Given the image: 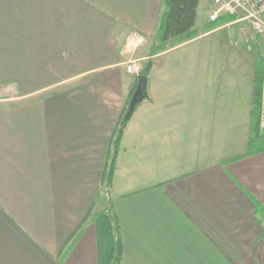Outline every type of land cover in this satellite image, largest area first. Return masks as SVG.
I'll return each mask as SVG.
<instances>
[{
  "label": "crops",
  "instance_id": "obj_1",
  "mask_svg": "<svg viewBox=\"0 0 264 264\" xmlns=\"http://www.w3.org/2000/svg\"><path fill=\"white\" fill-rule=\"evenodd\" d=\"M210 2L155 52L164 0H0V264H264L259 73Z\"/></svg>",
  "mask_w": 264,
  "mask_h": 264
},
{
  "label": "trees",
  "instance_id": "obj_2",
  "mask_svg": "<svg viewBox=\"0 0 264 264\" xmlns=\"http://www.w3.org/2000/svg\"><path fill=\"white\" fill-rule=\"evenodd\" d=\"M200 0H164L165 10L161 15L158 32L156 35V43L159 47L155 48V52L166 51L168 47L174 45L175 40L186 42L194 38L195 27L197 23V12ZM153 67V62L149 61L143 68L141 75L149 78ZM261 96V80L257 78V84L253 93L252 102V119L253 129L249 144V153L255 154L264 151V135L258 131V111ZM132 116V115H131ZM125 114L123 124L130 118ZM123 129L118 131V136L114 142V153L109 156V166L107 171L108 184L114 170V163L117 155V148Z\"/></svg>",
  "mask_w": 264,
  "mask_h": 264
},
{
  "label": "built area",
  "instance_id": "obj_3",
  "mask_svg": "<svg viewBox=\"0 0 264 264\" xmlns=\"http://www.w3.org/2000/svg\"><path fill=\"white\" fill-rule=\"evenodd\" d=\"M209 21L217 22L221 16L234 18V24L239 26L241 42H244L252 51H260L262 61L261 96L259 106V126L264 131V0H212ZM135 38H140L134 35ZM128 74L138 77L143 67L135 61L125 64Z\"/></svg>",
  "mask_w": 264,
  "mask_h": 264
},
{
  "label": "rangeland",
  "instance_id": "obj_4",
  "mask_svg": "<svg viewBox=\"0 0 264 264\" xmlns=\"http://www.w3.org/2000/svg\"><path fill=\"white\" fill-rule=\"evenodd\" d=\"M210 1L208 0V2H210L209 5L212 3V0H210ZM238 30H239V28H238V26H236L235 37L237 38V40H238V38H240V35L238 34ZM228 34H229L228 30L217 34V36L225 38V40H226V43H222L221 44L222 45V49L220 50L221 52H227L229 50V40H227ZM235 49H236V52L239 51L242 54L243 53L247 54L251 58L252 67H255L257 73H259L258 77L260 78V72L262 70V61L260 59V51L258 49H256V48H253L252 51H251L249 49V47L244 42H240L238 46H235ZM254 56H256V58H257V63H256V60H255ZM249 83L252 84L251 76H249ZM0 95L3 98H10V97L14 96L13 92L7 87H5L4 89L0 90ZM258 131H259V133L261 135H264V131H262L260 129V126H259V111H258Z\"/></svg>",
  "mask_w": 264,
  "mask_h": 264
},
{
  "label": "water",
  "instance_id": "obj_5",
  "mask_svg": "<svg viewBox=\"0 0 264 264\" xmlns=\"http://www.w3.org/2000/svg\"><path fill=\"white\" fill-rule=\"evenodd\" d=\"M147 84H148L147 77H145L143 75L138 77L137 89H136V91L132 97L131 102H130L128 113H127V118L132 115L136 106L145 99V97L147 95Z\"/></svg>",
  "mask_w": 264,
  "mask_h": 264
}]
</instances>
